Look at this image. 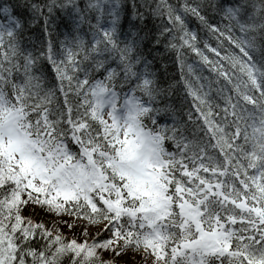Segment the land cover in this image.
<instances>
[{
	"label": "snow or ice",
	"instance_id": "obj_1",
	"mask_svg": "<svg viewBox=\"0 0 264 264\" xmlns=\"http://www.w3.org/2000/svg\"><path fill=\"white\" fill-rule=\"evenodd\" d=\"M0 264H264V0H0Z\"/></svg>",
	"mask_w": 264,
	"mask_h": 264
},
{
	"label": "trees",
	"instance_id": "obj_2",
	"mask_svg": "<svg viewBox=\"0 0 264 264\" xmlns=\"http://www.w3.org/2000/svg\"><path fill=\"white\" fill-rule=\"evenodd\" d=\"M173 2H175V0H173ZM193 27H195V24L192 25ZM202 39H209L206 36H203L202 34ZM210 42L213 44V46H215V42L213 39L210 40ZM186 63L191 64L193 66L194 72L197 75H203V76H208V72L207 70H203L201 71V66H200V62H199V58L196 57L194 54L188 53L186 54ZM170 71H172L173 73H175V75L177 76V78L179 77V72L178 69H170Z\"/></svg>",
	"mask_w": 264,
	"mask_h": 264
},
{
	"label": "rangeland",
	"instance_id": "obj_3",
	"mask_svg": "<svg viewBox=\"0 0 264 264\" xmlns=\"http://www.w3.org/2000/svg\"><path fill=\"white\" fill-rule=\"evenodd\" d=\"M213 40H214V38H213Z\"/></svg>",
	"mask_w": 264,
	"mask_h": 264
}]
</instances>
